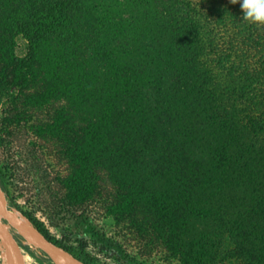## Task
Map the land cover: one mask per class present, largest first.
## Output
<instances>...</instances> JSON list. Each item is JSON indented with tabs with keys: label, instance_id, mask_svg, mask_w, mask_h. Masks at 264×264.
Here are the masks:
<instances>
[{
	"label": "trees",
	"instance_id": "1",
	"mask_svg": "<svg viewBox=\"0 0 264 264\" xmlns=\"http://www.w3.org/2000/svg\"><path fill=\"white\" fill-rule=\"evenodd\" d=\"M242 17L240 0H0V135L64 100L37 134L68 162L71 204L106 179L109 215L179 264H264V25ZM12 175L0 164L11 206L97 264L16 202Z\"/></svg>",
	"mask_w": 264,
	"mask_h": 264
},
{
	"label": "rangeland",
	"instance_id": "2",
	"mask_svg": "<svg viewBox=\"0 0 264 264\" xmlns=\"http://www.w3.org/2000/svg\"><path fill=\"white\" fill-rule=\"evenodd\" d=\"M16 41V52L21 55L23 42L20 38ZM65 105L62 100L44 108L21 107L26 114L19 117V124L9 128L12 135L6 131L0 135L4 139L0 145V164L7 166L10 173L14 167L20 172L17 181L13 175L8 177L10 195L24 209L34 212L57 239L85 244L86 250L97 258V264H179L163 245L153 242L127 221L109 215L107 208L113 201L114 188L108 180L101 183V195L94 201L70 203L62 185L69 171L68 162L59 153L56 140L37 134L42 125L52 121L55 111ZM9 106L5 99L0 101V130L9 115ZM18 245L26 264H61L54 256L23 241L18 240ZM0 264H6L1 244Z\"/></svg>",
	"mask_w": 264,
	"mask_h": 264
},
{
	"label": "water",
	"instance_id": "3",
	"mask_svg": "<svg viewBox=\"0 0 264 264\" xmlns=\"http://www.w3.org/2000/svg\"><path fill=\"white\" fill-rule=\"evenodd\" d=\"M15 210L10 203L9 197L7 196L5 190L3 189L0 182V244L5 256L6 264H19L18 255L15 249V244H18V240L28 243L30 246L37 249L45 250H57L67 259L75 264H85L81 260L73 256L68 250L55 243L49 242L42 235V237L47 242V246H41L33 241L27 240L16 233V216ZM30 222V221H29Z\"/></svg>",
	"mask_w": 264,
	"mask_h": 264
},
{
	"label": "bare ground",
	"instance_id": "4",
	"mask_svg": "<svg viewBox=\"0 0 264 264\" xmlns=\"http://www.w3.org/2000/svg\"><path fill=\"white\" fill-rule=\"evenodd\" d=\"M16 216V231L18 232L19 236L24 237L27 240L33 241L36 244H39L41 246H47V242L45 239L41 236V234L32 226V224L29 222V220L26 219L25 216H23L21 213L13 210ZM28 244V243H27ZM29 245V244H28ZM15 249L17 251L18 255V262L19 264H26L21 257L19 245L15 244ZM42 252L54 256L58 261H60L61 264H75L71 262L69 259H67L65 256H63L59 251L57 250H45V249H39ZM28 258V256H27Z\"/></svg>",
	"mask_w": 264,
	"mask_h": 264
},
{
	"label": "clouds",
	"instance_id": "5",
	"mask_svg": "<svg viewBox=\"0 0 264 264\" xmlns=\"http://www.w3.org/2000/svg\"><path fill=\"white\" fill-rule=\"evenodd\" d=\"M232 4L238 0H230ZM243 19L251 23L264 25V0H240Z\"/></svg>",
	"mask_w": 264,
	"mask_h": 264
}]
</instances>
